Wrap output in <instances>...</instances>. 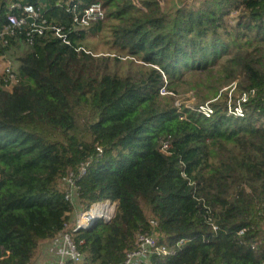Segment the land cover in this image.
I'll use <instances>...</instances> for the list:
<instances>
[{"label":"trees","instance_id":"trees-1","mask_svg":"<svg viewBox=\"0 0 264 264\" xmlns=\"http://www.w3.org/2000/svg\"><path fill=\"white\" fill-rule=\"evenodd\" d=\"M12 2L42 5L70 43L49 29L0 46L21 47L11 89L0 73V264H35L64 231L81 264H117L140 233L174 249L152 264H264V0H0V29ZM95 2L104 19L70 30ZM104 201L109 221L65 226Z\"/></svg>","mask_w":264,"mask_h":264},{"label":"built area","instance_id":"built-area-1","mask_svg":"<svg viewBox=\"0 0 264 264\" xmlns=\"http://www.w3.org/2000/svg\"><path fill=\"white\" fill-rule=\"evenodd\" d=\"M42 5L35 6L33 4H22L20 2H12L9 5L8 25L0 29V46H7L10 44L12 38L24 35V40L27 44L31 45L34 42L35 35H43L47 30H51L52 33L64 42L70 43L68 34L63 31V27L56 26L52 21H49L42 12ZM106 9L100 2H95L85 7L83 11L75 12L72 19V27L70 30H76L77 28H85L90 26L93 22L104 19ZM6 89H11L16 81V73L12 69V66L7 63L4 69ZM11 87V88H9ZM162 94L167 93L165 88H161ZM247 94L243 93L241 99L245 100ZM179 106V105H178ZM198 110L210 116L213 110L210 104L207 102L201 105ZM178 113L181 117L187 118L179 106ZM169 143L165 142L162 146V151L169 152ZM84 173L82 170L81 174ZM65 197L75 204V200L78 198L79 188L73 174L64 178ZM117 201H104L94 202L89 207V210L83 211L80 207H75V211L71 216L69 222H74L77 227L85 226L92 223L96 218H102L104 220L112 219L115 213V204ZM153 226L157 225L156 221H152ZM214 229H217L216 225H213ZM243 233V230L240 231ZM185 239L179 240L178 244L185 243ZM50 247L56 250L57 258L51 264H70V261L81 264L83 262V255L78 247V243L75 241L74 236L69 232H62L59 237L50 242ZM174 249L169 248L166 245L160 244L154 233H140L138 234L137 243L135 248L127 251L124 260L117 264H152V259L157 254L170 255L173 254ZM42 260L39 258L35 264H41Z\"/></svg>","mask_w":264,"mask_h":264},{"label":"rangeland","instance_id":"rangeland-1","mask_svg":"<svg viewBox=\"0 0 264 264\" xmlns=\"http://www.w3.org/2000/svg\"><path fill=\"white\" fill-rule=\"evenodd\" d=\"M162 4H165L167 7L170 9H175L179 5H181L183 2H190V3H198L199 0H160ZM234 15H232L230 18H233ZM99 38V37H98ZM93 42H97V38L92 40ZM22 49L25 47V45H21ZM13 47L10 51H8L6 54H0V73H4V69L7 63H9L12 66V69L16 73L17 68H18V60H17V55L18 52L21 51V47L17 49V51H14ZM98 51H106L108 49V46L104 43V40H102V43H100L97 46ZM11 88V87H9ZM192 92L187 91V92H182L178 95H176V103L177 105L181 106L182 103L185 104H191L193 102V98H191Z\"/></svg>","mask_w":264,"mask_h":264},{"label":"crops","instance_id":"crops-1","mask_svg":"<svg viewBox=\"0 0 264 264\" xmlns=\"http://www.w3.org/2000/svg\"><path fill=\"white\" fill-rule=\"evenodd\" d=\"M49 245L50 243L45 245L43 252L40 256V259L42 260L41 264H51L57 258L56 250L52 249V247H50Z\"/></svg>","mask_w":264,"mask_h":264},{"label":"water","instance_id":"water-1","mask_svg":"<svg viewBox=\"0 0 264 264\" xmlns=\"http://www.w3.org/2000/svg\"><path fill=\"white\" fill-rule=\"evenodd\" d=\"M117 207H118V201L116 202V204H115V213H116V209H117ZM115 213H114V215H115ZM110 220V219H109ZM109 220H107V221H109Z\"/></svg>","mask_w":264,"mask_h":264}]
</instances>
